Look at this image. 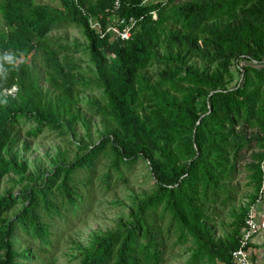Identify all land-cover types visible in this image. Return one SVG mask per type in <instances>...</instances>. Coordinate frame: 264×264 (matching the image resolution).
Masks as SVG:
<instances>
[{"label": "trees", "instance_id": "trees-1", "mask_svg": "<svg viewBox=\"0 0 264 264\" xmlns=\"http://www.w3.org/2000/svg\"><path fill=\"white\" fill-rule=\"evenodd\" d=\"M60 1L62 7L57 10L31 0H0L5 27L0 32V151L9 139L10 126L22 118L32 119L38 127H55L57 116L75 103L73 89L77 83L102 89L114 128L75 159L56 165L54 170L60 178L53 186L42 177L31 192H23L25 204L14 218L3 213L10 206L9 196H0V264H26L28 260L26 248L15 246L16 228L47 240L52 217L61 216L62 210H75L84 198L76 191L72 172L77 168L90 172L106 145L111 166L118 173L120 165L127 166L137 157L148 160L157 188L140 204L135 221L123 230L95 238L91 247L83 249L79 264H147L158 260L161 249L152 234L147 210H157L160 216L168 214L169 222L181 235L192 237L195 247L191 262L230 264V251L238 235L213 239L205 226L207 215L201 203L214 199L222 189L214 171L224 167L227 160L223 154L229 147L234 159L256 148L248 154L255 161L250 164L253 183L259 187L264 178L259 163L264 157V0H256L259 5L254 19L248 15L210 24L204 22L218 17L230 19L236 8L253 0H192L189 4L119 0V14L133 19L137 27L129 37L114 40L99 36L87 23L90 15L103 24L113 0L87 4L83 0ZM166 20L179 23L187 31L200 30L218 41L239 74L236 82L225 85L231 77L227 62L209 74L186 69L178 79L185 78L188 84L180 88L179 95L159 82H149L139 69L156 57L164 30L161 24ZM69 24L79 27L88 41L95 76L85 82H79L72 66L58 56L69 49L68 45L53 44L46 35L49 29ZM167 33L170 38L177 37L176 31L168 29ZM28 52L41 56L45 80L57 90L53 100L44 99L31 61L22 57ZM11 85L15 86L12 94L2 92ZM169 85L176 86L174 82ZM199 96L206 103L200 111ZM239 122L256 132L232 143L223 129ZM4 171L0 161V176ZM242 213L236 215L235 224H242ZM141 235L144 240L138 239Z\"/></svg>", "mask_w": 264, "mask_h": 264}, {"label": "rangeland", "instance_id": "rangeland-1", "mask_svg": "<svg viewBox=\"0 0 264 264\" xmlns=\"http://www.w3.org/2000/svg\"><path fill=\"white\" fill-rule=\"evenodd\" d=\"M31 1L33 4H47L57 10L62 7L60 0ZM83 1L87 4L93 0ZM177 2L189 4L194 1ZM258 5L259 2L253 0L236 8L230 19L218 17L204 23L236 21L248 15L250 19H254ZM247 8L251 10L249 14ZM261 18L263 17L260 16L259 19ZM161 25L164 30L158 39L156 57L149 65L139 69L149 82H159L161 87L179 95L180 88L188 84L185 78L178 79L179 76H184L186 69L209 74L221 70L223 62L229 63L227 68L231 72L225 85L231 86L239 78L233 61L226 58L223 46L208 34L200 30L187 31L171 20H166ZM168 29L176 31L177 37L170 38ZM1 31H5V27L0 17ZM46 35L53 44L68 45L69 49L58 56L72 66L71 71L79 82L95 76L88 41L79 27L71 24L59 26L49 29ZM4 54L8 52L5 51ZM22 57L27 62L31 61L44 99L53 100L57 90L45 80L41 56L28 52ZM168 57L170 59L165 60ZM171 82L176 86L169 85ZM14 90L15 86L11 85L3 88L2 92L12 94ZM73 94L75 103L66 113L57 116L55 127H38L32 119L27 118L10 126L9 139L0 151V161L5 170L0 176V196H9L11 202L3 212L7 218H14L25 204L23 192H31V187L38 185L42 177L49 179V186H53L60 178L59 172L57 174L54 170L56 165L75 159L114 128L101 88L77 83ZM205 105V101L199 96L198 110H202ZM223 132L233 143L251 136L256 129L239 122L233 126H225ZM227 150V154H223L227 160L224 167L214 171L219 176L217 183L222 185V189L218 190L214 199L209 198L201 203V208L207 215L205 226L213 239L224 238L231 233L238 235L242 224H235L236 215L241 210L244 215L254 202L256 208V204L262 199L261 190L264 188V178L259 187L252 179L254 170L250 164L255 161L248 154L256 148L246 150L240 159L233 158L231 147ZM110 154L106 145V151L99 153L90 172L83 168L72 172L76 191L84 199L78 201L73 212L62 210L61 216L52 217L49 225L51 232L47 239L49 242L42 237L39 238L40 241L35 236H29L20 228L15 229L13 240L17 249L26 248V264H79L83 249L91 247L95 238L123 230L136 220L140 204L157 188L149 162L137 157L127 166L120 165L118 173L111 166ZM262 159L259 160L260 164ZM262 169L264 170V166ZM49 175L52 176L48 177ZM146 212L149 214L152 234L161 249L160 258L147 264H206L204 260L191 262L195 243L190 235L180 234L179 229L169 222L168 214L160 216L157 210ZM138 239L144 240V235Z\"/></svg>", "mask_w": 264, "mask_h": 264}, {"label": "built area", "instance_id": "built-area-1", "mask_svg": "<svg viewBox=\"0 0 264 264\" xmlns=\"http://www.w3.org/2000/svg\"><path fill=\"white\" fill-rule=\"evenodd\" d=\"M164 0H142V3L162 2ZM151 14H154L152 9ZM88 25L94 29L99 36H104L108 40L125 39L130 36L134 25L133 19H125L119 14V0H113L109 13L103 24L92 16L87 17ZM264 134V132H263ZM264 157L261 161V168L264 166ZM260 194L258 195V197ZM255 202L249 206V209L243 216L242 226L240 228L237 244L230 251V264H254L251 256L250 241L257 230Z\"/></svg>", "mask_w": 264, "mask_h": 264}, {"label": "crops", "instance_id": "crops-1", "mask_svg": "<svg viewBox=\"0 0 264 264\" xmlns=\"http://www.w3.org/2000/svg\"><path fill=\"white\" fill-rule=\"evenodd\" d=\"M262 199L256 204L257 230L251 238L250 248L254 264H264V188Z\"/></svg>", "mask_w": 264, "mask_h": 264}, {"label": "clouds", "instance_id": "clouds-1", "mask_svg": "<svg viewBox=\"0 0 264 264\" xmlns=\"http://www.w3.org/2000/svg\"><path fill=\"white\" fill-rule=\"evenodd\" d=\"M10 59V58H9Z\"/></svg>", "mask_w": 264, "mask_h": 264}]
</instances>
